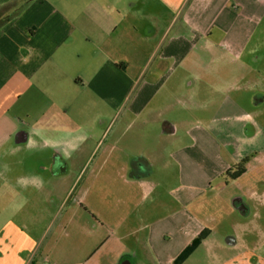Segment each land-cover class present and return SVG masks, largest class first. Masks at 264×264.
I'll list each match as a JSON object with an SVG mask.
<instances>
[{"label":"crops","instance_id":"0c3cea01","mask_svg":"<svg viewBox=\"0 0 264 264\" xmlns=\"http://www.w3.org/2000/svg\"><path fill=\"white\" fill-rule=\"evenodd\" d=\"M263 19L264 0H0V264H186L200 251L263 264L247 223L222 241L217 215L198 211L228 192L236 161L218 119L194 113L239 87ZM40 196L86 209L71 231L62 216L74 261L48 240L58 216L38 236L18 212ZM108 202L130 211L104 219Z\"/></svg>","mask_w":264,"mask_h":264},{"label":"rangeland","instance_id":"374dc122","mask_svg":"<svg viewBox=\"0 0 264 264\" xmlns=\"http://www.w3.org/2000/svg\"><path fill=\"white\" fill-rule=\"evenodd\" d=\"M239 64L244 67L241 69H244L245 72L244 75L243 72L240 73L243 76H240L239 87L225 91L224 95L216 91L211 104L198 106L194 109V113L199 118L207 113L206 116L209 118L218 119L210 123L213 133L217 137L216 141L222 146L224 156L236 161L234 172L237 173L236 179L231 177L224 179L228 185V192L223 193L221 199L213 198L212 202L206 205L207 207L202 202L198 211L205 213L208 209L207 213L217 215L219 218L217 239L222 241L227 235H231V231L243 230L241 225L247 223L246 246L264 264V19L257 28L248 46V51ZM220 117L227 119L222 121ZM16 159L18 156H7L6 161L13 162ZM229 194L241 197L247 211L241 209L237 203L234 206L229 200ZM140 196L136 193L135 198L139 203L144 204L143 207H147L151 199H146L145 203L144 201L140 202ZM211 198L208 196L205 201L209 202ZM77 201L76 198H73L67 206L60 209L58 200H53V203H45L43 197L40 196L37 202H22L21 210L18 211L19 213L21 211L25 216H32L37 224L35 232L38 236L46 229L50 220L54 216H58L55 223L57 231L55 233L53 231L48 236V240L56 248L55 258L61 262L74 261L80 254H77L79 246L72 245L73 241L68 239L69 234L63 235L62 233L64 227L62 216L65 217V220L70 218L72 221L74 220L68 230L71 231L77 220L79 221L84 216V212H87L84 207L77 204ZM75 205L78 206L74 208ZM118 205L119 208L110 202L104 203L101 210L102 218L107 219L111 214L126 216L129 213L130 203L129 206L123 203ZM108 232L104 233L105 236L107 233L106 237L115 238L108 235ZM108 242V245L114 244V240ZM242 246L243 244L230 247L231 249H227L225 252L218 251V254L224 259L238 253L243 249ZM62 251H67L64 256ZM202 253L203 251H200L197 257L189 260L186 264H221L220 258L213 259L214 257L209 254H206L205 257L199 255Z\"/></svg>","mask_w":264,"mask_h":264},{"label":"trees","instance_id":"16d2710c","mask_svg":"<svg viewBox=\"0 0 264 264\" xmlns=\"http://www.w3.org/2000/svg\"><path fill=\"white\" fill-rule=\"evenodd\" d=\"M225 176L227 177H231L232 179H236V176H237V173L233 172V173H226ZM197 244H194V246L188 248L183 254L182 256L179 258L180 261H183L186 259V257L193 251L194 247L196 246Z\"/></svg>","mask_w":264,"mask_h":264},{"label":"flooded vegetation","instance_id":"af4514ba","mask_svg":"<svg viewBox=\"0 0 264 264\" xmlns=\"http://www.w3.org/2000/svg\"><path fill=\"white\" fill-rule=\"evenodd\" d=\"M238 205H239V207H240L241 209H243V208H244V206H243V203H242V202H239V203H238Z\"/></svg>","mask_w":264,"mask_h":264},{"label":"water","instance_id":"95a60500","mask_svg":"<svg viewBox=\"0 0 264 264\" xmlns=\"http://www.w3.org/2000/svg\"><path fill=\"white\" fill-rule=\"evenodd\" d=\"M122 264H131L129 261H125Z\"/></svg>","mask_w":264,"mask_h":264}]
</instances>
